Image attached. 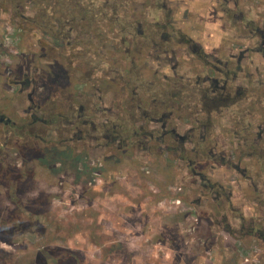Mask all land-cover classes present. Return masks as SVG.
Returning <instances> with one entry per match:
<instances>
[{
    "label": "rangeland",
    "instance_id": "rangeland-1",
    "mask_svg": "<svg viewBox=\"0 0 264 264\" xmlns=\"http://www.w3.org/2000/svg\"><path fill=\"white\" fill-rule=\"evenodd\" d=\"M177 3L184 13L182 30H190L193 12L185 9L193 2ZM199 3L205 9L200 41H206L211 0ZM8 5L0 0V116L8 121L0 122V264H264V243L248 229L251 220L264 228L262 208L244 204L233 188L240 180L233 172L216 164L207 170L216 181L229 175L225 181L235 211L222 223L214 203L194 206L198 193L180 154L158 153L151 143L145 150L136 145L141 139L129 141L130 150L109 146L102 153L91 139L78 140L87 139L91 127L74 119L77 101L73 115L64 111L71 87L62 86L60 60L54 65L50 51L35 47L30 19L10 17ZM37 36L44 45L46 36ZM240 37L248 39V32ZM72 84L80 91L77 82ZM87 111L84 117L95 119ZM185 119L180 133L190 123ZM245 184L248 197L258 196L256 180ZM206 210L220 226L204 217ZM242 219L246 227L239 233ZM226 225L232 233L221 230Z\"/></svg>",
    "mask_w": 264,
    "mask_h": 264
},
{
    "label": "flooded vegetation",
    "instance_id": "flooded-vegetation-1",
    "mask_svg": "<svg viewBox=\"0 0 264 264\" xmlns=\"http://www.w3.org/2000/svg\"><path fill=\"white\" fill-rule=\"evenodd\" d=\"M8 1L10 17L30 19L35 47L50 51L68 83L81 87L60 89L68 99L64 111L73 115L77 101L74 119L91 127L88 138L78 140L91 139L102 153L109 146L118 151L124 139L130 150L129 141L141 139L137 146L151 143L158 153L180 154L198 193L193 205L214 203L226 223L235 211L225 181L229 175L216 181L207 171L219 165L240 179L233 188L244 204L262 208L264 216V0H211L206 41H200L205 9L199 3L205 0H190L193 6L185 12H193V26L187 31L181 27L178 0ZM246 31L248 39L240 41ZM37 35L46 36L44 45ZM86 107L95 119L84 117ZM132 113L139 117L132 120ZM185 118L190 123L180 133ZM2 121L8 123L0 116ZM130 128L134 133L125 135ZM203 148L206 153L200 152ZM250 180L261 187L256 203L246 194ZM203 214L220 226L211 211ZM245 227L242 219L239 233ZM248 229L264 243L263 227L251 220ZM221 230L232 233L229 225Z\"/></svg>",
    "mask_w": 264,
    "mask_h": 264
},
{
    "label": "trees",
    "instance_id": "trees-1",
    "mask_svg": "<svg viewBox=\"0 0 264 264\" xmlns=\"http://www.w3.org/2000/svg\"><path fill=\"white\" fill-rule=\"evenodd\" d=\"M62 71H63V69H62ZM57 74H58V72H55V73H54V75H55L54 77L57 78V81H58L59 83H61V82H62V81H61L62 79L58 78L59 75H57ZM62 74L65 76L64 78H65V80H66V83L63 82L64 84H63L62 86H66L67 83H68V79H67L66 73H64V71L62 72ZM53 82H54V81H53ZM72 83H73V82H70V83H69L70 87H71V84H72ZM72 85H73V84H72ZM68 87H69V86H68ZM138 132H139V130H138ZM138 132H137V133H138ZM124 140L126 141V139H124ZM125 141H124V142H122V141L120 142V144H119V146H118V147H119L118 151H126V150H129V149H127L128 146H127V144L125 143ZM142 148L144 149L145 147H142ZM201 217H202V218H204V217L206 218V216L203 217V215H201Z\"/></svg>",
    "mask_w": 264,
    "mask_h": 264
}]
</instances>
